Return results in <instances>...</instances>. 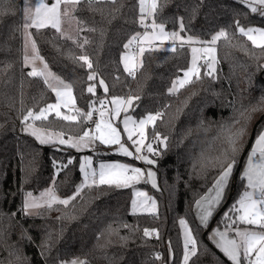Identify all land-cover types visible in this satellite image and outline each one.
I'll return each mask as SVG.
<instances>
[{"label": "trees", "instance_id": "1", "mask_svg": "<svg viewBox=\"0 0 264 264\" xmlns=\"http://www.w3.org/2000/svg\"><path fill=\"white\" fill-rule=\"evenodd\" d=\"M74 16L79 21L75 39L50 27L31 29L39 54L72 86L82 112L100 100L139 97L130 110L133 116L162 114L148 127V143L154 149L149 156L158 179V187L149 191L158 210L133 213L131 188L95 184L75 195L83 178L81 157L93 153L56 143L42 145L24 131L27 112L38 113L55 103L56 96L43 78L27 75L31 68L24 62V0H0V264H184L181 220L187 221L196 240V254L188 264H232L209 233L214 227L230 236L239 227L259 230L239 221L232 225V220L239 214L233 206L246 190V158L264 129V48L253 46L239 28L264 29V15L253 13L240 0H158L155 20L168 31L204 42L220 31L227 33V39L214 45L215 71L206 74L205 61L198 62L200 78L193 77L175 92L169 91L173 82L191 65L188 44L152 46L134 77L124 71L121 57L129 50L136 54V44L130 49L124 45L133 35L150 30L139 23L138 0H82ZM80 56L90 59L91 69ZM90 74H95L94 80H88ZM89 86H95V95L87 91ZM35 123L65 137H80L93 125L83 116L69 122L55 114ZM241 128L244 135L234 136ZM230 137L237 141L236 151ZM94 157L95 163L123 158L108 152ZM233 160L222 200L205 226L196 216L197 202ZM50 186L60 196L75 199L67 206L58 203L27 213V194ZM147 229L158 238L145 236Z\"/></svg>", "mask_w": 264, "mask_h": 264}, {"label": "snow or ice", "instance_id": "2", "mask_svg": "<svg viewBox=\"0 0 264 264\" xmlns=\"http://www.w3.org/2000/svg\"><path fill=\"white\" fill-rule=\"evenodd\" d=\"M89 4L94 0H88ZM115 3V0H111ZM82 3V0H39V3L35 5L34 14L29 16L25 15L24 24L25 30L28 28H36L37 30L43 28H52L56 32H60L62 35V23L65 17L70 19H76L74 16L77 7ZM140 21L142 27H150L151 32H145L143 35L137 33L133 35L128 42L124 45L125 49H130L133 44L139 45L138 54L125 53L121 57V61L124 65V71L129 75H135L138 67L143 66L142 60L137 61V55L143 57L145 51L151 50V45L156 42H163L165 40L180 41L181 44H195V43H210L216 45L217 41L221 38L227 39V33L220 31L214 35L210 42L194 40L192 37H188L187 40L181 37L176 32H166L163 24H158L155 20V15L158 8V0H138ZM244 3L251 5V11L253 13L260 11L261 15H264V0H244ZM259 6V9L257 7ZM151 17V23L145 24V18ZM77 23L79 21L77 20ZM181 31H183V24H181ZM241 35L247 37L251 41L252 45L258 48H264V29L239 28ZM71 38V37H69ZM26 39L31 43L32 55H25V65H31V70L27 73L30 77L43 78V82L55 93L56 103L48 104L46 107L39 110L38 113H34L29 110L23 118V123L27 125L26 131L29 132L40 144L59 143L67 144L69 147H75L77 150L81 146H88V144L98 140L104 145H120L119 152L125 156H132L133 153L128 150L121 143V133L116 126L112 124L113 119L120 117L121 111H127L133 104V102L139 97H129L127 100L120 97H113L110 101L113 106L112 109H107L106 105L109 101L100 100V108L97 109L94 105H90L91 111L87 113L82 112L76 105V99L72 93V86L66 84L62 79L55 76L48 68V64L43 60L39 54V50L34 40L31 39V34L26 31ZM84 43H88L87 40ZM149 46V47H146ZM28 44L25 47L27 49ZM175 51V48L171 49ZM192 59L190 67L184 72L183 78L173 82L170 92L178 91L179 88H183L185 85L192 83L193 77L200 78L199 60L204 59L207 65L208 72L206 74L211 75L215 71L216 60V48L215 47H203V48H191ZM82 60L89 69L92 68V63L87 56L78 57ZM39 61L43 65L42 68L36 66V62ZM95 74H90L88 80H94ZM100 86L104 89V92H108V87L103 80L99 81ZM87 91L95 95V86H89ZM61 108L67 109L70 112H75L77 115H65L62 114ZM93 111L99 113L100 119L95 121V134L90 131H85L82 136L79 137L77 142H73V138L69 137L68 140L63 139V133L51 132L45 128L36 127L35 124H28L29 120L35 121H47L49 115L55 113V117L69 122H78L79 117L83 116L86 120H92ZM255 111V109H253ZM162 114H149L146 118L139 120L138 122L133 120L130 116H125L123 119L124 132L127 133L128 140L132 141L133 146L137 153L145 146V140L147 139V126L149 124L155 125L157 119ZM243 115V113H241ZM107 117V119H106ZM131 125V127H130ZM245 129H238L235 134L236 137H242ZM137 137L135 140L133 137ZM231 144H233V151H236L234 147L236 140L229 138ZM147 151L153 153L154 149L151 144L147 145ZM138 159L143 160L146 164H154L155 162L148 159L146 156H139ZM72 161L70 160L69 163ZM235 161L233 160L223 168L219 175V178L215 181V195L211 199L205 198L206 203L201 204L197 202V207L202 209V215L200 217L203 224H207L208 218L212 215L211 208L213 205L218 204L224 188L228 182L230 175L233 172ZM92 167V160L89 157L84 158V162L81 163L80 171L84 174L85 184L83 186H89L88 182L91 177V184L109 185L116 187H131L134 183H139L145 173L140 168H130L125 164H100L99 172L92 171L89 173L86 168ZM98 175V181L95 177ZM148 179L152 183V187L156 188L155 173L148 171ZM242 179L246 180V190L240 195L233 206L234 211L239 213L236 219L232 220V225L239 221L241 224L253 226L259 230H250L245 228L243 230L236 228L233 238H230L228 232H216L215 235L219 237L217 247L232 261V264H242L241 252H243L244 260H247L248 264H264V132L255 140V146L252 148L251 153L247 159V165L243 173ZM80 189H77L76 195H79ZM134 199L132 200V210L135 213L138 209L155 212L156 202L153 198L149 197L146 192L134 191ZM28 198L25 200L24 208H38L44 205L51 207L53 203H60L65 206L69 204V199H60L55 193L49 189L41 193L40 197L33 198L32 193L27 194ZM135 197H142L143 199L137 200ZM75 199V196L71 197ZM227 216V214H226ZM181 226L185 229L184 238V264H188L189 256L196 254V240L192 236L191 230L188 229L184 220L180 221ZM229 225L228 227H232ZM145 236L151 235L148 230H145ZM189 245H191V251L189 252ZM159 258V257H158ZM71 264H83L82 261L78 262L73 260Z\"/></svg>", "mask_w": 264, "mask_h": 264}, {"label": "rangeland", "instance_id": "3", "mask_svg": "<svg viewBox=\"0 0 264 264\" xmlns=\"http://www.w3.org/2000/svg\"><path fill=\"white\" fill-rule=\"evenodd\" d=\"M39 3V0H24V24L27 22L26 20H25V15H26V13H27V15H29V16H31V15H33L34 14V9H35V5L36 4H38ZM259 11V10H258ZM249 28H254V29H263V28H259V27H249ZM31 27L30 28H28L27 30H25V28H24V25H23V35H24V57H25V55L27 54V55H29V56H31L32 55V49H31V43L30 42H28L27 41V39H26V31H27V33H30L31 34V39L32 40H34V38H33V36H32V33H31ZM246 30L248 29V28H245ZM62 30H63V36H65L66 38H69V37H71V38H69V39H75V38H77V36H78V34H79V24L77 23V20L76 19H70V18H68V17H65L64 19H63V23H62ZM152 31V29L150 28V30H146L145 32H151ZM165 31L166 32H169V33H171V31H168V30H166L165 29ZM177 33V32H176ZM179 34V33H178ZM180 36H181V34H179ZM182 37V36H181ZM183 38H185V40H187V38L188 37H183ZM35 41V40H34ZM26 43L28 44V46H27V49H26V47H25V45H26ZM172 44H180V41H172V40H165V41H163L162 43L161 42H159V41H156V42H154L150 47H161V48H168V47H171V46H174V45H172ZM184 44H188V43H184ZM188 45H190L191 46V48L192 47H196V48H203V47H214L213 45H211V46H203V47H200L199 46V43H195V44H188ZM146 47H147V45H146ZM127 53H131L130 52V50H129V52H127ZM132 54V53H131ZM191 59H192V53H191ZM141 60V57L140 56H138L137 55V61L139 62ZM216 60H217V56H216ZM217 62H218V60H217ZM36 63H40L39 61H37ZM217 65V63L215 64V66ZM214 66V67H215ZM38 68H41V67H38ZM183 78V76L182 77H180L179 79H182ZM178 79V80H179ZM177 80V81H178ZM73 93V92H72ZM74 95V94H73ZM112 99V98H111ZM111 99H110V101H111ZM122 99H124V98H122ZM106 100V99H105ZM125 100H127V99H125ZM106 101H109V100H106ZM110 101H109V103L106 105V108L107 109H112V105H111V103H110ZM56 103V102H55ZM94 105V107L95 108H97V109H99L100 108V104L98 103V104H93ZM77 108H78V106H77V103H76V105H75ZM132 107V106H131ZM131 107L130 108H128L127 109V111L125 112V111H121V114H120V117L119 118H117V119H113L111 122H112V124L114 125V126H116L117 128H118V130L120 131V133H121V143L125 146V147H127L128 148V150L129 151H131L132 153H133V155L132 156H125V155H123V154H121L120 152H119V148H120V145H104V144H101L98 140H96V141H94V142H92V143H90V144H88V146H86V147H84V146H81L80 147V149L79 150H77V148H75V147H71V148H73L74 150H76V151H81V152H84V151H90V152H92L93 154L92 155H90V154H86V155H83L82 157H81V163H83L84 162V158L85 157H89L91 160H92V167L91 168H86V171H88L89 173H91L92 171H95V172H99V166H100V164H116V163H118V164H125V165H128L130 168H140L144 173H145V175L141 178V180H140V182L139 183H134L131 187H119V188H131L132 189V192L134 193V191H143V192H146L147 194H148V196L149 197H151V198H153L154 200H155V202H156V209H155V212H157V210H158V204H157V200H156V198L154 197V195L149 191V188H153L152 187V183H151V181L148 179V176H147V173H148V171H152V172H154L155 173V181H156V185H157V187H158V179H157V174H156V172H155V170H154V168H153V166H154V164H151V165H149V164H146V163H144V161L143 160H140V159H138V157L139 156H146V157H148V159H151V160H153L150 156H149V152L147 151V145L149 144L148 143V127L151 125V124H149L148 126H147V129H146V132H147V139L145 140V146L141 149V151L139 152V153H137L136 152V150H135V147L133 146V143H132V141H130V140H128V138H127V133H125L124 132V126H123V119H124V117L125 116H130L133 120H135V121H139V120H141V119H144L145 117H143V118H137V117H135V116H133L131 113H130V110H131ZM92 109L90 108V110L89 111H91ZM61 112H62V114H65V115H76V113L75 112H70V111H68L67 109H64V108H61ZM52 114H55V113H52ZM100 119V117H99V113L98 112H96V111H93V114H92V120H90L91 122H92V127L88 130V131H90V132H92L93 134H95V121H98ZM106 119H107V117H106ZM35 124V126L36 127H38L37 125H36V123L35 122H33L32 120H30V121H28V124ZM130 127H131V125H130ZM26 128H27V125L25 124V128H24V131L26 132V133H28L29 134V132L28 131H26ZM40 128V127H39ZM49 131H51V130H49ZM51 132H54V131H51ZM261 132H264V129L261 131ZM260 132V133H261ZM260 133L258 134V136L260 135ZM257 136V137H258ZM256 137V138H257ZM68 138L69 137H65L64 135H63V139H65V140H68ZM73 138V142H77L78 141V139H79V137H72ZM137 137H133V139L135 140ZM256 140V139H255ZM56 144H59V143H56ZM60 145H62V144H60ZM64 146H68L67 144H63ZM255 146V141H254V144H253V147ZM69 147V146H68ZM252 147V148H253ZM252 150V149H251ZM251 150H250V152H249V154L251 153ZM105 152H108V153H111V154H116V155H120V156H122L123 158L122 159H117V160H113V161H99V162H97V163H95V157H94V154H100V153H105ZM249 154H248V156H249ZM248 156H247V158H246V163H245V167H244V169H243V173H244V170H245V168H246V165H247V159H248ZM154 161V160H153ZM81 163H80V166H81ZM82 181L80 182V184L78 185V187H77V189L79 188L80 189V191H79V194H81V192H82V190L84 189V188H86V187H90V186H92V184H91V177H90V179H89V182H88V184H89V186H83L84 184H85V181H84V174L82 173ZM95 179L98 181V179H99V177H98V175L95 177ZM98 184V183H97ZM147 185L146 187L144 186V185ZM227 185V184H226ZM156 187V188H157ZM49 189H51L54 193H55V195L58 197V198H60V199H69V201L71 200V197L70 198H64V197H62V196H60L55 190H54V188L52 187V186H50V187H48V188H46V189H44V190H42L41 192H39L38 194H34V195H32L33 196V198H39L40 197V195H41V193H43V192H45V191H47V190H49ZM77 192V191H76ZM75 195H76V193H75ZM215 195V188H214V185H213V187L209 190V192H208V194H206L205 196H204V198H202L199 202H201V204H205L206 203V201H205V198H208V199H211V197H213ZM222 196H223V194H222ZM240 197V196H239ZM28 198V196H26V199ZM137 200H141V199H143L142 197H135ZM134 199V195H133V198H132V200ZM239 199V198H238ZM221 200H222V198H221ZM53 204H58V203H53ZM52 204V205H53ZM219 204L220 203H218V204H215V205H213L212 206V215H213V212H214V208H215V210H216V208H217V206H219ZM47 205H44V206H42V207H38V208H31V209H25V211L27 212V213H29V214H36L41 208H44V207H46ZM131 211L133 212V210H132V203H131ZM154 212V213H155ZM134 213V212H133ZM135 213H151V212H148V211H143V210H140V209H138ZM195 213H196V216H197V218H198V220L201 222V219H200V217H201V215L203 214L202 213V209L201 208H199V207H197V205H196V208H195ZM212 215L208 218V221H207V224H208V222L210 221V219H211V217H212ZM239 215V214H238ZM185 222H186V225H187V227H188V229L189 230H191L190 229V227H189V224L187 223V221L186 220H184ZM202 223V222H201ZM203 224V223H202ZM207 224L205 225V224H203V225H205V226H207ZM182 227V226H181ZM241 230H243V229H245V228H248V229H251V228H249V227H239ZM216 232H225V230H223V229H219L218 227H214L212 230H211V232L209 233V238L214 242V244L217 246V243H218V241H219V237L218 236H216L215 235V233ZM182 233H183V240H184V238H185V229L182 227ZM192 233V232H191ZM235 233V232H234ZM192 236H193V234H192ZM233 237H234V235H232ZM229 237H230V235H229ZM190 247H191V245H189V252H190ZM219 248V247H218ZM220 249V248H219ZM190 257V256H189ZM243 257V252H241V260L242 259H244V258H242ZM76 261H78V262H80L81 260H76ZM183 263H184V258H183ZM64 264H71V262H68V263H64Z\"/></svg>", "mask_w": 264, "mask_h": 264}, {"label": "built area", "instance_id": "4", "mask_svg": "<svg viewBox=\"0 0 264 264\" xmlns=\"http://www.w3.org/2000/svg\"><path fill=\"white\" fill-rule=\"evenodd\" d=\"M145 24H149V17L146 18ZM147 47H149V46H147ZM138 49H139V45L136 44V46H134V52L136 54H138ZM203 61H204V59H200L199 60V62H203ZM147 230L151 233V235H149V236H151L153 239L158 238V234L157 233H155L154 231L149 230V229H147ZM247 264H248V262H247Z\"/></svg>", "mask_w": 264, "mask_h": 264}, {"label": "crops", "instance_id": "5", "mask_svg": "<svg viewBox=\"0 0 264 264\" xmlns=\"http://www.w3.org/2000/svg\"><path fill=\"white\" fill-rule=\"evenodd\" d=\"M240 1H242V2H244V0H240ZM249 5V4H248ZM250 7H251V5H249ZM257 7H258V9H259V6L257 5ZM200 47H202V46H200ZM44 60V59H43ZM45 61V60H44ZM24 62H25V60H24ZM46 62V61H45ZM36 66L37 67H43V65L42 64H40V63H36ZM28 67L29 68H31L32 66L31 65H28ZM48 68H49V70L55 75V76H57V77H59L58 75H56L51 69H50V67L48 66ZM60 78V77H59ZM61 79V78H60ZM65 82V81H64ZM66 83V82H65ZM66 84H68V83H66ZM223 194V193H222ZM221 198H222V196H221ZM221 198H220V201H221ZM220 201H219V203H220ZM214 210H215V208H214ZM211 211H212V209H211ZM240 229V228H239ZM250 230H252V229H250ZM235 234V233H234ZM233 234V235H234ZM230 238H233V236L231 235L230 236ZM243 258V257H242Z\"/></svg>", "mask_w": 264, "mask_h": 264}]
</instances>
